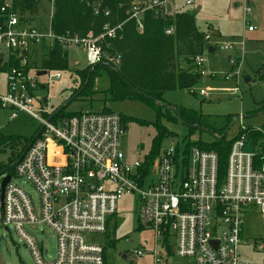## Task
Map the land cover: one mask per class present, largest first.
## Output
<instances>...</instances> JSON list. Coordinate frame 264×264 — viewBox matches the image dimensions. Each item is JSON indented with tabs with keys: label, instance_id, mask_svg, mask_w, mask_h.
Segmentation results:
<instances>
[{
	"label": "built area",
	"instance_id": "1",
	"mask_svg": "<svg viewBox=\"0 0 264 264\" xmlns=\"http://www.w3.org/2000/svg\"><path fill=\"white\" fill-rule=\"evenodd\" d=\"M46 1L48 23L34 26L31 20L39 0L30 8L23 0H0V107L12 110L9 119L23 111L39 124L26 148L19 150L11 173L0 172V227L19 237L34 264H105V245L87 237L105 234L118 200L132 195L138 227L152 233L149 251L154 263L164 261L157 254L158 247H164L173 248L191 264H252L241 251L248 246L243 223L253 213L264 221V126H244L242 114L233 116L239 132L223 165L213 150L169 145L157 154L155 177L145 184L149 167L144 168V161L130 164L120 149L126 127L118 113L98 110L52 115L55 109L47 107L44 95H37L46 83L39 77L49 72L41 67L47 50L84 51L86 66L104 58L117 64L118 58L106 57L103 41L116 37L132 20L141 32L147 10L155 15L172 14L171 0H132L120 21L104 0H77L93 15L105 18L97 33L88 30L83 35L55 32L51 28L54 0ZM241 1L243 25L251 32V8L246 0ZM191 3L185 0V4ZM165 33H173V27ZM204 38L209 44L214 42L210 34ZM232 43L219 48L231 49ZM200 58L196 55L195 62ZM236 58L230 57L229 62L233 64ZM41 71L45 73L38 75ZM59 77L58 71L48 75V79ZM237 90L235 86L231 92ZM201 95L208 97L204 91ZM7 175L9 180L2 188ZM20 179L34 188L36 202ZM35 226H48L55 234L56 253L50 260L44 258L47 249L26 230ZM251 248L264 251V237L257 238ZM132 253L141 257L146 252L136 248Z\"/></svg>",
	"mask_w": 264,
	"mask_h": 264
},
{
	"label": "rangeland",
	"instance_id": "2",
	"mask_svg": "<svg viewBox=\"0 0 264 264\" xmlns=\"http://www.w3.org/2000/svg\"><path fill=\"white\" fill-rule=\"evenodd\" d=\"M237 3V6H234ZM251 8L248 19L254 30L247 32L242 21L241 0H192L185 4V0H171L174 12L186 11L193 15L194 22L199 31L211 35L210 43L214 49H205L200 55V76L189 88L167 90L163 99L173 105L186 107L209 117V125H213L214 117L230 114H242L243 125L249 127L264 126V108H260L264 100V0H246ZM49 4L46 0H39L38 12L31 20L36 26H46L48 23ZM217 30L214 36L209 29ZM204 34V35H205ZM83 35V34H82ZM233 42L231 49H220L219 46ZM67 59L69 68L58 71L60 77L49 78L54 71L47 72L39 77L46 82L44 88L37 91V95H44L47 107L56 109L67 100L78 86L76 69L86 67L85 52L78 49H68ZM230 57H237L233 64ZM259 72V73H258ZM232 75V77H230ZM244 77L249 80L245 81ZM77 81V82H76ZM109 79L102 71L94 78L93 90L90 95L76 97L63 107L67 113L78 111H98L109 109L121 113L124 117L137 118L143 122L125 121V130L119 140L120 149L124 159L131 163L143 162L148 158L152 165L146 174L144 183L148 184L155 177L153 168L157 161V152L153 154V146H157L158 153L169 145L182 144L188 141L202 140L210 142L215 133L206 129L192 128L180 121L166 117L159 119L165 135L155 138L156 129L149 122L156 121V107L144 100L122 99L111 100L106 90ZM236 92H231L234 87ZM204 91L208 97L201 95ZM12 110L0 107V166L8 164L15 159L19 152L23 138L30 137L39 124L23 111H17L14 118L9 119ZM239 123L233 119L225 131L226 140L233 139L239 132ZM20 185L37 201L34 188L19 180ZM137 203L132 195L123 196L117 202L116 213L110 220L105 234L92 233L87 237L95 243L106 247V264H154L152 254V233L148 229L138 227L136 217ZM27 232L35 242L47 249L45 259L50 260L56 253V238L48 226H35L27 228ZM243 235L248 240V246L241 247L242 255L252 264H263L264 251H256L251 247L259 237H264V221L258 213L245 216ZM113 245H110V242ZM257 245V244H256ZM143 248L146 252L141 257H135L133 249ZM126 256L121 258L120 253ZM160 254V248L157 249ZM0 264H34L26 245L11 231L7 232L0 227ZM161 264V262L155 263ZM163 264H190L184 257L171 255Z\"/></svg>",
	"mask_w": 264,
	"mask_h": 264
},
{
	"label": "trees",
	"instance_id": "3",
	"mask_svg": "<svg viewBox=\"0 0 264 264\" xmlns=\"http://www.w3.org/2000/svg\"><path fill=\"white\" fill-rule=\"evenodd\" d=\"M23 1L29 8L36 2V0ZM131 1L104 0L113 15H118L119 21L125 18L124 11ZM104 20L105 18L102 16L93 15L88 6L77 0H54L51 28L57 33L69 31L82 35L88 30L97 33ZM142 21L143 30L141 32L136 30L132 20L123 25L116 37L106 38L103 41L102 49L107 55L106 57L118 58V63L113 64L104 58L103 61L94 65L76 69L75 74L79 82L70 95L72 96L82 85H84L83 89L73 99L90 95L94 91V78L104 71L109 79L106 93L111 100L138 99L156 107V121L149 122L156 129L155 138L166 134L159 124L161 117L180 121L192 128L209 130L215 133L212 141H188L186 147L196 145L206 150H213L218 154L220 164L223 165L232 141V139L226 140L224 137L225 131L232 121V115L216 116L214 124L209 125V117L186 107L170 104L163 99V93L167 90L191 87L200 76L199 66L194 60L195 56L201 55L205 49H214V47L204 38V33L198 30L190 12L180 11L155 15L152 10H147L143 14ZM170 27H173V33H165V30ZM66 53V50L59 47L47 50L42 58L41 67L47 71L67 70L69 62ZM260 108H264V100L261 102ZM101 110L111 111L109 109ZM71 114L73 113L64 112L62 108L56 115L68 116ZM119 115L124 124L128 120L143 122L137 118L124 117L121 113ZM31 139L32 137L23 138L20 151L26 148ZM153 147V154L155 152L158 154L157 146ZM18 155L19 152L15 159ZM15 159L8 164L1 165L0 172L11 173ZM150 165L151 161L146 158L144 168L147 169ZM113 244L111 241L110 245Z\"/></svg>",
	"mask_w": 264,
	"mask_h": 264
},
{
	"label": "water",
	"instance_id": "4",
	"mask_svg": "<svg viewBox=\"0 0 264 264\" xmlns=\"http://www.w3.org/2000/svg\"><path fill=\"white\" fill-rule=\"evenodd\" d=\"M166 8H167V10H169V4H167V6H166ZM93 67V66H92ZM45 72L44 71H41V72H39L38 73V75H42V74H44ZM244 80L245 81H248V78L247 77H244ZM83 87H84V85H82L72 96H70L67 100H65V102H63L60 106H58L55 110H54V113L52 114V115H54V114H56L57 112H59L63 107H64V105H66L68 102H70L72 99H73V97H75L76 95H78V93L83 89ZM137 92H139V93H141L140 91H138V90H136ZM149 97V96H148ZM231 124V123H230ZM222 136H223V134H222ZM221 136V137H222ZM247 150H251V147H247L246 148ZM9 180V176L7 175L3 180H2V184H1V187L3 188L4 187V185L6 184V182ZM121 258H126V256L124 255V254H122L121 255Z\"/></svg>",
	"mask_w": 264,
	"mask_h": 264
},
{
	"label": "crops",
	"instance_id": "5",
	"mask_svg": "<svg viewBox=\"0 0 264 264\" xmlns=\"http://www.w3.org/2000/svg\"><path fill=\"white\" fill-rule=\"evenodd\" d=\"M234 6H237V3H234ZM172 7H173V5H172ZM173 10H174V7H173ZM175 11V10H174ZM209 29L212 31L211 33L213 34V32L215 33L214 34V36L217 34V30L216 29H213L212 27H209ZM246 29V28H245ZM247 31V30H246ZM247 32H249V31H247ZM205 34V33H204ZM213 49L212 48H210L209 49V51H212ZM249 80V79H248ZM77 82V81H76ZM151 165H152V162H151ZM153 248V247H152ZM149 250H151V249H149ZM119 253H120V256L122 255L121 254V252L119 251ZM173 254H175L174 253V251H173V248H167V249H165L164 247H160V254H159V256H161V257H165L164 258V261L163 262H161V264H163V263H165V261H167V259H168V257L169 256H171V255H173ZM176 255V254H175ZM152 256V255H151ZM125 259V258H124ZM152 261H153V256H152ZM190 262V261H189ZM153 263H154V261H153ZM158 263V262H157ZM105 264H106V258H105ZM155 264V263H154ZM191 264V263H190Z\"/></svg>",
	"mask_w": 264,
	"mask_h": 264
}]
</instances>
